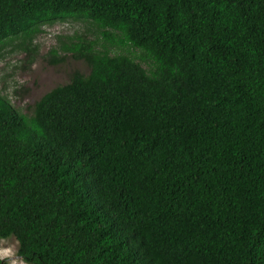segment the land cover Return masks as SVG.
<instances>
[{"label": "trees", "instance_id": "trees-1", "mask_svg": "<svg viewBox=\"0 0 264 264\" xmlns=\"http://www.w3.org/2000/svg\"><path fill=\"white\" fill-rule=\"evenodd\" d=\"M69 18L89 72L32 115L0 94V239L28 264H264V0H0V59Z\"/></svg>", "mask_w": 264, "mask_h": 264}, {"label": "rangeland", "instance_id": "rangeland-1", "mask_svg": "<svg viewBox=\"0 0 264 264\" xmlns=\"http://www.w3.org/2000/svg\"><path fill=\"white\" fill-rule=\"evenodd\" d=\"M94 30V26L87 22L69 18L43 25L42 32L32 44L26 45L27 49L13 44L6 46L0 59V94L20 113L32 115L34 104L56 86L68 83L74 71L89 72L84 61L75 59L73 53L61 48L77 36L95 40ZM106 45L111 54L139 53L127 46ZM102 46L100 41L97 48L102 49ZM52 49L57 50V57H65L59 64L51 63ZM17 251L18 242L14 237L0 239L1 264H28L18 256Z\"/></svg>", "mask_w": 264, "mask_h": 264}]
</instances>
